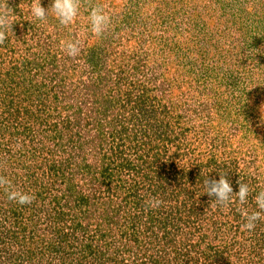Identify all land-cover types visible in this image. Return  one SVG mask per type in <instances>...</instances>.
<instances>
[{
	"label": "rangeland",
	"instance_id": "1",
	"mask_svg": "<svg viewBox=\"0 0 264 264\" xmlns=\"http://www.w3.org/2000/svg\"><path fill=\"white\" fill-rule=\"evenodd\" d=\"M31 4L0 0V176L36 197L0 188V264H264V221L241 231L238 199L211 207L204 184L246 183L257 210L264 0H81L67 27Z\"/></svg>",
	"mask_w": 264,
	"mask_h": 264
},
{
	"label": "clouds",
	"instance_id": "2",
	"mask_svg": "<svg viewBox=\"0 0 264 264\" xmlns=\"http://www.w3.org/2000/svg\"><path fill=\"white\" fill-rule=\"evenodd\" d=\"M81 0H52L51 6L46 10L41 0H32L30 6L31 15L40 21H46L50 14H55L60 25L70 26L76 20L80 10ZM9 7L0 5V45H2L7 39V32L12 27V19L9 11ZM89 20L91 23V31L96 36H101L110 24V17L105 13L102 7H93L89 13ZM60 47L66 51L67 55L75 58L80 54V42L77 41H61ZM264 111V109H262ZM238 183V192L234 193L233 187L230 181L227 179L226 174H220V178L209 179L204 181L206 194L213 198L211 201V207L228 208L230 204L236 202L238 199L239 207L237 211L244 219V223L241 225V231H252L256 228L257 222L264 221V190L260 191L254 198V202L257 205V210L248 212L243 206L247 204L248 197L252 189L248 184ZM0 188L4 189L7 199L18 203L21 206L31 205L36 199L34 194L17 190L13 187L10 180L4 176H0ZM163 201L158 196H152L145 200L146 210H155L162 205Z\"/></svg>",
	"mask_w": 264,
	"mask_h": 264
}]
</instances>
